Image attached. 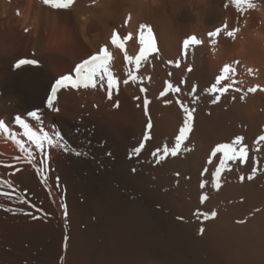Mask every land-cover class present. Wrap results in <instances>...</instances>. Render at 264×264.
Here are the masks:
<instances>
[{"label": "bare ground", "instance_id": "6f19581e", "mask_svg": "<svg viewBox=\"0 0 264 264\" xmlns=\"http://www.w3.org/2000/svg\"><path fill=\"white\" fill-rule=\"evenodd\" d=\"M141 24L155 51L137 63ZM101 47L104 80L49 107L55 79ZM178 100L195 111L173 156ZM0 120V263L264 264V0H0Z\"/></svg>", "mask_w": 264, "mask_h": 264}, {"label": "snow or ice", "instance_id": "6c2138e0", "mask_svg": "<svg viewBox=\"0 0 264 264\" xmlns=\"http://www.w3.org/2000/svg\"><path fill=\"white\" fill-rule=\"evenodd\" d=\"M72 0H66V2H61V0H45V3H49L51 4V6L53 8H66L69 6V4H71ZM236 2H239V0H236ZM141 29V33H140V44L142 45L139 49V55H137L135 57V60L137 63H139V61L145 57V55L149 52V51H155V43H154V38L151 35V28H149L147 25L145 24H141L140 26ZM220 32V29H216V31L213 32H209L208 35L209 36H216L218 33ZM125 39H127V37H125ZM112 43L116 44L118 41V35L116 32L112 33V37H111ZM195 44V45H199L201 43H203L201 40L197 39L196 36H188L186 39L183 40V47L187 48L189 46V44ZM120 47H123V45H119ZM109 53L108 51L104 48L101 47L99 49V54H93L90 55L87 59L83 60L81 63H78L75 65V68L72 69L71 71H74L75 73V79H73V77L69 74H62L59 76V78L55 79V83L51 84V91L50 94H48L47 96V101H48V105L49 107L52 106V101L54 100V98L57 96L58 91L68 87V85L70 84L72 88H76L78 84L83 83L85 87H87L89 84L92 85L93 88L96 87V84L93 82L94 78H99L101 81L104 80L105 75L108 72V69L106 67H104L107 59H108ZM128 58V57H126ZM37 63L36 59H19L16 64L14 65L17 69H20L21 66L23 65H34ZM232 71V69L228 66L225 65L222 70H221V74L216 76V84H218L222 79H224L222 73L225 72H230ZM115 84V81L113 80V77L111 75L107 76V88L110 90L113 88ZM216 84H213L211 86L210 91H220V92H224L226 91V89L220 88L217 89ZM197 89V85L193 84L192 86V90L193 93L196 92ZM177 92L180 91L179 88L176 89ZM164 93H161V96H163ZM221 99V97L219 95H217L215 97V99L212 101V103H217L219 102ZM148 101L145 100L144 104L148 105ZM178 104L181 105L182 107V111L184 112V118H183V122H182V126L179 127L178 129V134L175 135V143H174V147L169 148H164L163 151L165 153H170L171 155H176L177 151L181 148V144L182 142L186 139V134L190 132V121L192 119V114L195 111V109H189L188 107H185L183 105L182 101H177ZM27 115L29 117H35L37 115V113L35 112H28ZM14 121L16 124L19 125H23L24 128H28L29 125L27 123L24 122V120L21 119V115H16L14 117ZM6 123H11L10 121H4V120H0V129H4L5 124ZM150 127V125H149ZM56 135H59V133H57ZM28 136L30 139L33 138V134L31 132L28 133ZM144 140H141V142L139 143V146L134 147L132 149V151L136 154H140L141 151L145 148V140L149 139V133L147 131V129L145 130L144 133ZM242 138L240 136H236L235 140L236 141H240ZM261 140H264V136L260 137ZM156 153L160 152V149L157 148ZM216 152H220L223 151V154L228 157V159H231L232 156L236 155L235 151H233L232 146L230 144H219L217 145ZM229 153H231V155H229ZM240 155L241 157L244 156V149L241 148L240 149ZM221 164H223V160L221 161ZM220 169L217 168L216 172L219 173ZM29 215H31L30 213H28ZM216 213L213 212L212 216H215ZM39 217H33V219H38ZM201 231H203V229H201Z\"/></svg>", "mask_w": 264, "mask_h": 264}, {"label": "rangeland", "instance_id": "374dc122", "mask_svg": "<svg viewBox=\"0 0 264 264\" xmlns=\"http://www.w3.org/2000/svg\"><path fill=\"white\" fill-rule=\"evenodd\" d=\"M173 225H170V224H162V234H163V237H167V236H174V235H177L179 234V232H181V229L180 228H177L176 226H174V228H172ZM9 256V257H8ZM7 256V259L6 261H4L3 263H0V264H13V258L8 255Z\"/></svg>", "mask_w": 264, "mask_h": 264}]
</instances>
